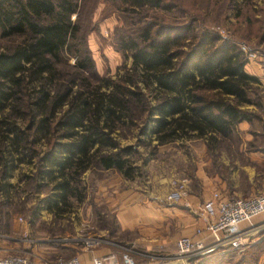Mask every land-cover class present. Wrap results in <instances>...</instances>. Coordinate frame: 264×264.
<instances>
[{
  "label": "trees",
  "instance_id": "1",
  "mask_svg": "<svg viewBox=\"0 0 264 264\" xmlns=\"http://www.w3.org/2000/svg\"><path fill=\"white\" fill-rule=\"evenodd\" d=\"M83 1L0 0V37L17 38L0 50V196L14 186L18 165L31 164L37 189L49 190L40 206L53 214L70 199L83 200L88 169L138 174L135 149L120 143L124 130L139 127L159 144L229 138L238 123L251 121L242 107L255 103L260 84L232 40L167 23L157 12L173 6L162 0H121L137 17L124 20L116 38L131 65L96 76L81 33ZM70 58L66 76L60 65Z\"/></svg>",
  "mask_w": 264,
  "mask_h": 264
},
{
  "label": "rangeland",
  "instance_id": "2",
  "mask_svg": "<svg viewBox=\"0 0 264 264\" xmlns=\"http://www.w3.org/2000/svg\"><path fill=\"white\" fill-rule=\"evenodd\" d=\"M120 2L83 1L81 33L86 38L96 76L113 77L118 70L122 72L123 64L131 65V58H124L118 49L116 38L124 20L137 17L123 11L125 6ZM162 2L173 6L171 11L157 12L170 19L167 23L190 24L195 32L211 30L257 54L249 61L244 52L247 64L259 70L260 84L253 89L255 103L242 107L251 121L238 123L226 139L192 137L165 144L141 134L139 127H130L124 130L127 138L120 139V143L135 149L138 174L126 179L114 169L86 170L81 175L83 200L70 199V205L63 206L59 214L40 206L39 200L48 193V187L37 189L29 177L33 166L19 164L9 179L14 186L7 196H0L1 255L26 256L33 264L74 256L92 259L94 255L109 252L116 253L120 262L127 254L135 264H193L194 259H199L196 264L222 261L223 264H264L263 215L254 219L262 222L243 249L226 250L220 257L209 255L187 261H178L174 254L175 240L200 220L198 208L202 201L215 191L223 196L248 197L259 192L264 184V0ZM130 22L129 27H133V21ZM15 41L17 38L0 37V50ZM68 63L64 67L60 65L66 76L73 72L70 69L73 59ZM178 190V197L168 198ZM121 206H136L134 212H140L132 227L124 228L120 224ZM63 237H96L101 243L91 250L84 248L83 241L67 243L74 248L63 247L67 241H58Z\"/></svg>",
  "mask_w": 264,
  "mask_h": 264
},
{
  "label": "built area",
  "instance_id": "3",
  "mask_svg": "<svg viewBox=\"0 0 264 264\" xmlns=\"http://www.w3.org/2000/svg\"><path fill=\"white\" fill-rule=\"evenodd\" d=\"M239 47L245 52L249 61L254 60L257 56L255 52L248 51L245 45H239ZM179 195L180 191L178 190L168 198ZM261 215L264 216V184L259 192L248 197L223 196L220 192L215 191L199 205L198 218L203 225L196 227L192 235H182L175 240V257L178 261H187V259L202 258L226 250L243 249L248 245L249 238L256 226L262 222H256L254 219ZM58 241H67L66 244L83 241L84 248L90 250L101 243V239L96 237H63ZM0 264L33 263L26 256L12 254L0 255ZM45 264H82V262L78 256H74ZM91 264H135V261L131 256L124 254L123 260L120 262L116 253L109 252L94 255Z\"/></svg>",
  "mask_w": 264,
  "mask_h": 264
},
{
  "label": "crops",
  "instance_id": "4",
  "mask_svg": "<svg viewBox=\"0 0 264 264\" xmlns=\"http://www.w3.org/2000/svg\"><path fill=\"white\" fill-rule=\"evenodd\" d=\"M246 72L253 74V75H258V69L257 66L255 65H251V64H247L246 67ZM207 199V198H206ZM136 206L132 207V206H121L118 212V218L120 220V224L125 228V227H132V224L135 223V218L137 219L139 216V211L137 213L134 212V208ZM140 210V209H139ZM179 220L182 221L181 216H177ZM177 219V218H176ZM202 222L200 220H198V222L194 225V228H186V234H182V235H192L194 233V230L196 227L202 226ZM63 247H72L74 248V245L72 244H63ZM225 252L222 253H215L213 255H215V257H220L221 255H223ZM103 253V252H102ZM1 255V254H0ZM3 255V254H2ZM5 255V254H4ZM83 260H82V259ZM81 261L85 264V262H89L91 264V259H88L87 256H81ZM199 259L193 261V264H196L198 262ZM224 261L221 262V264H223ZM88 264V263H87ZM189 264V263H188Z\"/></svg>",
  "mask_w": 264,
  "mask_h": 264
}]
</instances>
